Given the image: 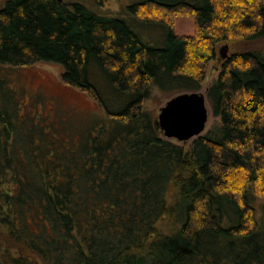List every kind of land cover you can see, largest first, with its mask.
I'll use <instances>...</instances> for the list:
<instances>
[{
  "label": "trees",
  "instance_id": "obj_1",
  "mask_svg": "<svg viewBox=\"0 0 264 264\" xmlns=\"http://www.w3.org/2000/svg\"><path fill=\"white\" fill-rule=\"evenodd\" d=\"M127 11L139 33L76 2L0 9V264H264V0ZM181 14L195 18L194 36L175 34ZM139 23L166 30L163 44L144 42L153 32ZM227 41L236 48L207 90L216 122L188 147L167 139L146 102L155 89L200 91ZM37 63L61 66L107 124L93 136L63 130L60 142L20 123L35 117L1 68Z\"/></svg>",
  "mask_w": 264,
  "mask_h": 264
},
{
  "label": "rangeland",
  "instance_id": "obj_2",
  "mask_svg": "<svg viewBox=\"0 0 264 264\" xmlns=\"http://www.w3.org/2000/svg\"><path fill=\"white\" fill-rule=\"evenodd\" d=\"M10 0H0V9L3 8ZM64 2H76L80 3L90 10L96 12L99 15L107 17H118L128 21L132 26L130 20H135V17L127 11V7L133 4L142 3L146 0H63ZM171 21L174 26V32L178 36H194L196 34V21L195 18L189 15L181 14L171 17ZM141 23H139L140 25ZM146 30H151L152 39L150 41L147 38L140 35L141 39L154 46H160L164 42V37L168 33L164 31H153L154 27H149L146 24ZM134 30L135 26H133ZM158 30V29H157ZM139 33V32H138ZM163 36V38H162ZM162 40V41H161ZM158 42V43H157ZM228 45V55L230 56L236 48L230 42H222L217 46L218 57L215 61L209 62L207 65V72L200 91L207 97V90L212 83L218 78L221 66L220 49ZM238 47L239 48H242ZM248 47V46H246ZM1 71H7L12 75V82L9 77L4 79L10 83V88L13 85L18 89L21 98L16 93V99L24 102H20V109L25 108L29 115L34 116V120L20 121L29 122L35 126L42 128L48 132L51 139H56L60 142L62 136L59 135L61 131L65 133L77 132L83 133L84 130L90 131L93 134L98 130V123L106 125L108 119L99 107V105L88 94L66 85L62 80L63 69L61 66L51 63H37L33 66L22 68H6L2 67ZM5 76V75H4ZM14 90V89H13ZM16 92V91H15ZM175 95L163 93L158 89H155L152 96L146 102V109L152 114L154 120L157 122L160 110L166 103ZM5 99V98H4ZM10 104V103H9ZM207 108L209 111V119L206 125L204 135L208 129H210L216 122V118L213 116L212 108L207 100ZM11 109H9L10 111ZM23 112V111H22ZM40 118V119H39ZM65 124V126L63 125ZM61 126H64L62 129ZM67 137L69 134H65ZM195 138L187 142H179L180 144L188 147ZM66 139L64 140V142ZM176 141V140H174ZM178 142V141H176ZM66 144V142H65ZM261 195V194H260ZM256 206L258 208V215L262 214L264 209V195L261 198H256Z\"/></svg>",
  "mask_w": 264,
  "mask_h": 264
},
{
  "label": "water",
  "instance_id": "obj_3",
  "mask_svg": "<svg viewBox=\"0 0 264 264\" xmlns=\"http://www.w3.org/2000/svg\"><path fill=\"white\" fill-rule=\"evenodd\" d=\"M221 59H227L228 45L220 49ZM209 119L207 97L201 91L184 92L171 98L160 110L157 124L164 137L187 142L199 137Z\"/></svg>",
  "mask_w": 264,
  "mask_h": 264
}]
</instances>
